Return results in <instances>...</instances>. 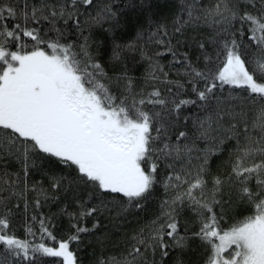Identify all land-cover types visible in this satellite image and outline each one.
Returning a JSON list of instances; mask_svg holds the SVG:
<instances>
[{
    "label": "snow or ice",
    "instance_id": "6c2138e0",
    "mask_svg": "<svg viewBox=\"0 0 264 264\" xmlns=\"http://www.w3.org/2000/svg\"><path fill=\"white\" fill-rule=\"evenodd\" d=\"M179 4L173 35L200 21L214 26L211 43H219L223 62L216 69L196 67L186 53L178 54L165 26L147 41L143 33L128 44L113 41L115 62H122L126 52H139L149 61L145 79L152 89L146 91L136 87L126 65L109 76L97 59L99 44L93 50L95 27H120L113 0H0V209L30 191L36 193V208L41 197L49 198L42 185L29 182L34 171L47 175L53 190L71 191L79 208L69 214L76 223L67 240L57 241L40 220L41 241L55 246L16 238L7 231L8 212L0 213V246L8 254L0 264H12L9 257L16 264H33L37 253L78 264L70 245L99 226L88 229L80 221L115 213L119 224L146 212L157 186L164 191L158 214L132 234L126 252L99 264H164L173 250H179L176 264H183L181 254L192 240L207 254L204 264H264V0H215L207 8L201 0ZM44 23L50 26L47 32ZM69 24L79 32L76 42L66 40L63 26ZM48 32L55 36L48 38ZM22 37L33 42L31 51ZM148 43L164 46L157 57L171 54L172 63L182 65L195 99L183 98L185 83L167 79L163 66L145 51ZM203 58L206 65L211 62L207 53ZM156 81L174 85L176 92L165 97ZM225 86L226 97L221 95ZM167 91L173 93L171 87ZM192 106L196 113L184 115ZM226 144H231L230 171L213 177L209 189L211 158ZM13 164L17 171L10 170ZM56 165L65 171L55 174ZM185 205L199 224L191 234L181 230ZM236 205L251 214L226 229V211ZM27 232L35 235L30 227Z\"/></svg>",
    "mask_w": 264,
    "mask_h": 264
},
{
    "label": "trees",
    "instance_id": "16d2710c",
    "mask_svg": "<svg viewBox=\"0 0 264 264\" xmlns=\"http://www.w3.org/2000/svg\"><path fill=\"white\" fill-rule=\"evenodd\" d=\"M107 2V0H101V3ZM215 0H201V4L207 8L212 6ZM113 7L118 12L120 27L113 31H106L109 27L105 24L103 28L95 27L91 31V37L94 41L93 50L96 45L99 44V55L97 59L103 65L104 70L109 76L119 74L124 65L130 71L134 77L135 85L138 89L143 88L146 91H151L152 82L146 83V77L148 75L149 61L141 59L139 52L124 53L122 62H115L112 59L113 41L121 45L133 42L137 38L138 33H143L144 40L147 41L151 32L157 30L160 26H165L172 38V44L176 47L178 54L186 53L189 60L198 68L205 69L209 67L216 69L221 65L224 59V54L221 51L219 43H211L212 38L215 36V27L205 24L203 21L199 22V26L187 27L183 30V34L173 35L174 21L179 14L180 4L179 0H113ZM61 26V25H58ZM43 32H47L50 27L44 23L41 25ZM66 33L67 42H76L79 39V32L74 25L63 26ZM240 24L237 22L235 28H239ZM42 32V34H43ZM246 32V28H245ZM85 35H88L85 32ZM55 36L54 32H48V38ZM239 39V34L237 33ZM25 41L27 51H31L33 42L29 38L22 37ZM177 39L181 42L176 43ZM219 40V37H217ZM64 42V41H62ZM244 42L248 43L247 35L244 37ZM204 43L205 49L201 50L199 44ZM141 46L144 47V43L141 42ZM45 48L46 45H41ZM15 50V49H13ZM145 51L149 56L158 60L160 65L163 66L164 71L168 73L167 79L170 81H180L185 83L186 77L183 74L181 64H173L171 54H165L156 56L157 51H164L163 45H157L154 43H148L145 47ZM217 52H220L219 59L217 58ZM204 53L211 56V62L206 65L204 60ZM182 59V57H181ZM155 86L159 88L161 93L165 97L176 92V88L172 84H165L161 81H156ZM171 87L173 93H169L167 89ZM239 89H232L233 93L240 92ZM228 86H225L222 96H227ZM183 98L195 99L194 94L191 93V86L185 83V90L182 93ZM151 107V106H148ZM184 115L193 116L197 109L195 106L186 108L183 110ZM191 121H189V126ZM200 147H204L203 143H200ZM225 151L218 156H213L209 164V173L206 177L208 180V188H211V180L215 176L225 177L230 171V161L228 155V149L231 144H226ZM11 171H17L16 165L10 166ZM55 174L60 175L65 170L59 165L52 168ZM29 182H37L42 185L48 194V199L45 200L41 197V206L35 207L36 193L28 192L26 197L12 198L7 206V210L0 209V213L5 211L9 215V228L7 231L14 234L16 238L24 241L32 242H44L48 246H55L52 241L46 238L41 241L40 220H45L46 226L49 231L56 237L57 241L67 240V238L75 231L72 225L76 223L72 215L79 211L78 204L76 202L75 195L69 191L65 192L62 189L55 191L51 187L49 177L42 174L40 171H34L29 178ZM254 184V182H253ZM224 191H228L225 186ZM7 195V193H5ZM53 195L55 199H52ZM82 195V194H81ZM164 198V191L161 187L157 186L155 190V199L146 205L147 211L137 214H130L126 221L121 218L119 224L113 219L115 213L110 217L107 214H100L97 216H90L80 221V226L93 229V225L98 223V227L94 230L81 233V239L79 242H73L70 245V249L77 257L78 264H99L101 258H107L111 255L119 256L121 253L126 252V246L131 243L130 237L132 234L146 221L152 219L159 212V201ZM224 199L228 197L225 195ZM233 199L235 200V192L233 191ZM25 200L27 201V210L25 209ZM226 209L228 208L225 205ZM66 210V212H65ZM219 211V209H217ZM67 213V214H66ZM251 214V209L243 205H236L232 209L226 211V221L222 222L224 228H228L236 220L243 219L244 216ZM33 216L37 219L34 221ZM181 230L186 227L189 234L195 232L199 228V224L192 211L185 205L184 210L180 213ZM32 229L35 234L29 235L28 228ZM189 248L181 254L183 264H204L206 253L202 247H199L198 240H192L189 242ZM179 250L170 251L169 256L166 258L164 264H176L177 255ZM8 255L3 246H0V262L4 257ZM12 264H16L15 258L9 257ZM33 259V264H60L61 258L47 257L40 253H37ZM157 259L159 257L157 256ZM23 264H28L24 261Z\"/></svg>",
    "mask_w": 264,
    "mask_h": 264
}]
</instances>
